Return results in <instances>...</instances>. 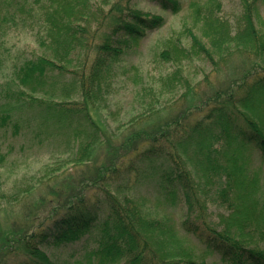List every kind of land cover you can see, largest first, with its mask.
Segmentation results:
<instances>
[{
    "label": "trees",
    "instance_id": "trees-1",
    "mask_svg": "<svg viewBox=\"0 0 264 264\" xmlns=\"http://www.w3.org/2000/svg\"><path fill=\"white\" fill-rule=\"evenodd\" d=\"M33 1L37 7L5 1L0 30L8 21L23 20L24 9L42 31L38 39L50 57L15 67L12 82L18 88L5 89L3 100L11 97L16 108L35 111L43 129L72 139L77 163L89 162L94 191L101 196L92 199L84 196L85 188L72 189L78 195L54 202L58 213L40 229L0 232V264H205L214 255L225 264H264V231L259 232L261 247L244 246L236 233L237 226L264 221V199H259L251 152L234 151L235 142L255 148L264 167V68L251 81L242 75L222 89H188L180 99H186L183 111L162 117L152 109L130 120L118 136L108 135L95 111L113 66L139 47L147 31L161 29L164 20L131 11V0L100 10V20L89 14L90 0ZM146 1L172 15L180 11L178 0ZM240 3L242 16L232 41L262 59L264 32L256 30L255 22L264 0ZM91 21L101 33L99 43L88 38ZM193 47L202 53L196 43ZM82 50L93 57L84 68L69 71L72 56ZM172 54L177 59L186 51L179 47ZM160 58L169 61L171 52L161 51ZM55 71L56 79H50ZM177 72L170 82L181 78ZM41 90L51 99L33 96ZM58 91L78 101L56 102L52 98ZM10 122L9 113L0 114V129ZM144 190L158 199L147 212L140 210ZM207 202L227 209L221 228L210 219ZM178 209L179 220L174 217ZM44 249L59 250L64 263L50 261Z\"/></svg>",
    "mask_w": 264,
    "mask_h": 264
},
{
    "label": "rangeland",
    "instance_id": "rangeland-1",
    "mask_svg": "<svg viewBox=\"0 0 264 264\" xmlns=\"http://www.w3.org/2000/svg\"><path fill=\"white\" fill-rule=\"evenodd\" d=\"M5 1L7 0H0V6ZM16 1L26 8L38 6L33 0ZM120 1L90 0L87 4L89 14L97 15L100 20L103 16L100 10L107 12L112 5ZM178 1L180 11L172 15L162 11L152 2L131 0V11H138L149 18L160 17L164 20V26L159 30L147 31L139 47L114 64L108 79L110 85L101 92L102 100L98 101L95 111L96 121L102 123L106 134L114 133L113 136H118L130 120L152 109L160 110L158 112L162 117L183 111L186 109V99H180L188 89L196 88L201 93L210 92L226 87L242 75L251 77V81L262 73L264 54L262 59H258L254 54L249 55L237 49L235 41H232L243 11L240 0ZM21 13L20 18L23 20H17L15 23L8 21L3 30H0V114L5 111L11 115L9 125L0 129L2 233H26L40 229L58 213L54 202L59 204L60 199L63 197L65 200L68 194H73L72 198L78 195L77 191L72 189L85 188L87 191H82L84 196L92 199L97 195L101 196L98 191H94L89 162L77 163V145L72 139L64 133L57 134L54 129H43L36 112L25 107L16 108V103L11 97L3 100L5 89L16 91L18 88L12 82L15 67L37 57H50V53L38 39L39 36L43 37L42 31L37 24H32L30 18H26L27 11L23 9ZM90 23L88 38L92 40L95 37L94 41L99 43L101 33H98L94 21ZM240 24L242 26L241 22ZM255 27L259 32H264L263 4L259 6V18L256 19ZM194 43L202 48V53L195 51ZM179 47H183L186 54L175 59L172 53ZM164 50L171 52V58L167 62L160 58V52ZM90 57H93V54L85 50L76 52L67 66L68 70L84 68ZM176 69H179L181 78L177 77L174 82H170L168 79ZM56 70L60 71L59 68ZM54 73L50 79H56L57 73ZM143 89H150L151 92L143 94ZM43 91L45 90L33 96L43 100L51 99L48 92L45 94ZM56 94L57 96L52 98L56 102L78 101L77 97L65 99L60 91ZM262 122L264 124V120ZM13 126L17 128L13 129ZM235 144V152L244 153L247 149L251 152V169L258 173V194L259 199L263 200L264 167L259 165V154L255 148L244 147L239 142ZM101 157L104 158L102 153ZM79 193L81 194L80 191ZM143 195L145 198L141 202L140 210L147 212L153 204L158 203V199L153 198L149 190H144ZM207 208L210 219L216 225L219 223L217 226L221 228L225 222L222 216L227 215V209L210 205L208 202ZM181 215V209L174 212L177 220ZM244 225L236 227V233L247 244L244 246L253 247L258 243L261 247L262 237H259V232L264 231V221ZM44 251L50 261L64 263L65 256L59 250ZM204 263L225 264L215 255L207 256Z\"/></svg>",
    "mask_w": 264,
    "mask_h": 264
}]
</instances>
